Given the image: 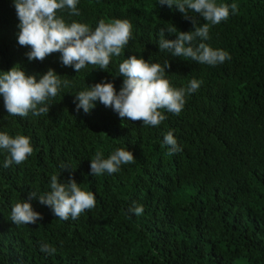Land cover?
<instances>
[{"label":"trees","instance_id":"16d2710c","mask_svg":"<svg viewBox=\"0 0 264 264\" xmlns=\"http://www.w3.org/2000/svg\"><path fill=\"white\" fill-rule=\"evenodd\" d=\"M216 3H236L238 13L210 26L205 43L231 59L209 66L158 45L161 28L194 31L192 17L197 26L206 23L197 13L185 19L158 0H79V16L59 13L67 23L94 30L101 19H127L133 39L106 71L89 65L77 73L59 53L29 61L31 48L18 43L14 0H0V71L20 65L39 80L52 69L70 82L40 116H10L0 96V131L29 136L34 146L25 163L7 168L8 154L0 150V264H264V0ZM165 39L176 35L165 32ZM133 55L161 65L168 60L166 78L176 88L193 78L203 82L186 96L180 115L165 112L159 127H145L99 101L90 113L76 110L75 95L88 86L112 82L118 92L119 64ZM168 131L182 148L171 156L163 144ZM118 148L131 151L135 163L93 176L95 153L106 159ZM53 174L92 191L95 208L62 221L37 198L28 201L30 192L50 190ZM22 201L43 219L14 224L11 209ZM133 202L143 205L142 215L128 212ZM44 242L56 253L41 252Z\"/></svg>","mask_w":264,"mask_h":264},{"label":"clouds","instance_id":"9594fccd","mask_svg":"<svg viewBox=\"0 0 264 264\" xmlns=\"http://www.w3.org/2000/svg\"><path fill=\"white\" fill-rule=\"evenodd\" d=\"M158 3L169 7L175 5L185 19L192 11L206 21L202 26H197L192 17L196 26L194 31L189 32L178 31L175 27L167 30L161 28L158 42L160 51L167 50L173 56L209 66H217L231 59L226 50L214 49L205 41L211 39L210 26L227 21L231 14L238 13L236 3L217 4L216 0H158ZM78 4L79 0H14L19 19L18 43L31 48L26 53L29 61H43L49 55L59 53L62 64L73 67L79 73L89 65L106 71L112 57L124 55V50L133 39L131 22L127 19L109 22L101 19L94 30L84 23H67L59 13L67 9L70 15L79 16ZM165 32L175 34L176 39H165ZM170 67L168 60L161 65L135 55L124 59L118 68V76L123 77L120 90L117 92L112 82L88 86L87 90L75 95L78 101L76 110L83 109L86 114L90 113L99 101L117 112L122 120L141 121L145 127H159L167 119L164 113L180 115L186 104V96L195 93L203 83L193 78L186 88H176L166 78V69ZM61 77L49 69L37 80L35 75L26 74L20 65L0 71V96L3 97L7 114L21 118L28 117L30 113L34 116L48 114L51 101L60 94L62 86H69V80H62ZM163 144L168 147L169 156L182 151L172 131L164 135ZM0 150L8 154L3 165L5 168L23 164L34 154L31 137L21 134L12 136L4 131H0ZM135 161L133 153L125 148L116 149L106 159L103 152L97 151L91 159V174L112 175L118 173L122 165ZM79 185L75 179L61 182L59 176L53 174L50 177V190L32 191L28 201L37 198L41 205L50 207L60 220H76L96 206L95 194L82 190ZM28 201L15 203L11 209L10 220L17 226L36 224L43 219ZM128 212L139 216L143 214L144 207L133 202ZM40 251L54 254L57 249L44 242L40 245Z\"/></svg>","mask_w":264,"mask_h":264}]
</instances>
